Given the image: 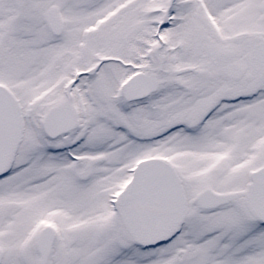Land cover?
Here are the masks:
<instances>
[{"label": "snow or ice", "instance_id": "6c2138e0", "mask_svg": "<svg viewBox=\"0 0 264 264\" xmlns=\"http://www.w3.org/2000/svg\"><path fill=\"white\" fill-rule=\"evenodd\" d=\"M0 264H264V0H0Z\"/></svg>", "mask_w": 264, "mask_h": 264}]
</instances>
